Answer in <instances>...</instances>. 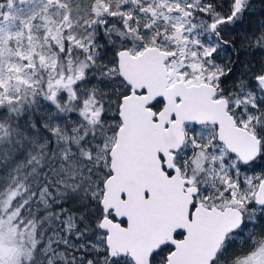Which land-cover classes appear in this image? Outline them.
I'll return each instance as SVG.
<instances>
[{"label":"snow or ice","instance_id":"6c2138e0","mask_svg":"<svg viewBox=\"0 0 264 264\" xmlns=\"http://www.w3.org/2000/svg\"><path fill=\"white\" fill-rule=\"evenodd\" d=\"M0 264H264V0H0Z\"/></svg>","mask_w":264,"mask_h":264},{"label":"trees","instance_id":"16d2710c","mask_svg":"<svg viewBox=\"0 0 264 264\" xmlns=\"http://www.w3.org/2000/svg\"><path fill=\"white\" fill-rule=\"evenodd\" d=\"M258 26V17H252L250 19H248L241 27L240 31L243 32L245 30H252L255 29ZM258 55V54H257ZM242 58L243 54H242ZM247 58H251V55H249ZM69 207H71V205H69Z\"/></svg>","mask_w":264,"mask_h":264}]
</instances>
